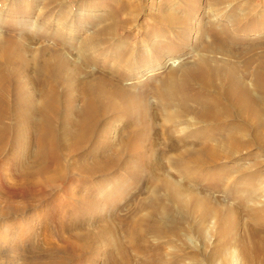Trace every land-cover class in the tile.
Listing matches in <instances>:
<instances>
[{
    "label": "bare ground",
    "instance_id": "1",
    "mask_svg": "<svg viewBox=\"0 0 264 264\" xmlns=\"http://www.w3.org/2000/svg\"><path fill=\"white\" fill-rule=\"evenodd\" d=\"M38 1L39 0H30L29 5H20V8H22V10L29 9L34 13L38 7ZM80 1L84 2V0ZM191 1L193 0H185L184 2H187L189 6L193 8L195 4L192 5L190 3ZM215 1H213L212 7L210 8L212 10L215 9ZM18 2L21 3L23 0H19ZM76 2L77 0H55L50 6L53 7L52 5L54 4L58 10L60 9L59 11L65 12L68 4L73 5ZM230 2L232 3L231 0ZM111 3L113 2H110V4ZM131 3L132 0H127L122 3V7L128 9ZM116 5L117 4L114 6ZM50 6L49 8H51ZM133 8L134 7L130 9L133 10ZM251 8L254 9L252 6ZM132 10H130V13ZM169 12L168 14L162 12L166 15L165 17L162 16V18L167 19L165 22H163V19V25L153 24L154 22L150 18L149 21L153 22L151 23V28L161 29L162 27L167 31L172 29L180 39L189 35L191 37L190 43L194 41L195 36H199L197 45H192L195 49L194 52H197L199 49L194 60H191V56H188L186 57L187 59L189 58L188 62L180 64V58L175 57L176 54L172 50L173 48H167L169 41L172 42V40L169 39V41H166L162 35L158 36L160 42L156 45L152 44L147 46L152 48L149 55H139L138 50H135L130 55L118 54L115 56L116 50L119 48L118 45L125 42L126 24H123V22L120 23L118 19H113V16L110 15L104 22V26L100 27L101 29L96 28L89 30L87 26L89 22L88 18H77L78 20L73 24L72 28L82 33L79 45L83 58L82 60L80 59L81 65L79 64V66L68 60L70 58L74 59V57L69 58L68 55H72L71 53H67L68 55H66V51H62L65 44L61 38L56 40V43L60 45L62 43L60 48H56L57 46L42 45L38 55L34 56L32 51L33 46L28 36L32 37V40H37L38 35L26 32L27 34L19 35L16 33V36L13 35L14 32L10 34V32L7 33L8 31L6 30L7 32L4 33L5 35L0 36V158L5 153L6 144L7 146L10 145L11 148L17 145H23V149H25L26 146L24 145L28 143L26 141L27 137H30L31 141L34 143L33 149L27 150V154L18 160L19 165H21V172L19 175H16L17 179H21L18 191L19 194L27 195V197L29 196L33 200L40 201L39 197L45 195L49 190L64 188V180L73 179L74 176L68 178L73 174V170V172L79 175L78 177L81 178V180L83 179V181H85V183L82 182L84 185L90 183L94 186L92 189L89 188L90 190L87 189L86 192L82 194V197L78 198L77 204L80 207V205H85L88 200L92 202L89 198L94 197L93 193L97 192L98 201L107 197L106 191L111 181L109 178L113 171L116 169L117 171L119 170V166L128 165L129 167L130 165L132 175L137 172L139 167L145 166L152 175V172L158 164L160 165L158 166L159 169L161 166L165 167L164 162L158 158L155 160L153 159L152 162L148 160L151 163H146L144 162L146 159L144 158L143 160L142 158L143 154H150L153 158L154 155L157 157V155H167L168 153L174 154L173 152H178L176 159L172 162L176 163L179 167V177L186 183L188 186L187 188H190L189 193L186 194L192 195L195 194L193 190L198 188L195 181L192 182L190 180L192 175L193 178H202V176L206 178V176L202 174L203 169L209 167L215 168L224 163L227 164V161L234 160L240 152L243 154V152L251 150L250 148H253V146H257L258 149L264 147V51L255 58H248L246 61H243L242 64L238 61H232L233 58H236L235 56L239 54L238 52L241 53L243 51V53L245 52L246 54L252 53L264 45V36L260 35L252 39L249 44L237 49V45L240 43L238 33L245 31L251 32L259 28L260 17L252 14V17L248 16L246 19L243 17L242 20L234 14L232 16L233 18L229 19L232 24H234L231 28L228 23L225 24L224 22L205 28L207 30L206 35L208 39L205 38L207 40L204 43L201 38L203 26L201 25L202 27H200L198 23L200 20L194 22V20L188 16L185 18L182 16L179 17V14L175 11ZM134 14L136 13H133V15ZM60 15L58 20H62V18L65 19L64 16ZM129 16L132 17L130 14ZM52 19L53 16L51 15L48 20L52 21ZM48 20L47 22L50 24ZM132 21L131 23H133ZM59 22L60 21H58V23ZM64 23L65 21L60 24H63V29L65 26H68ZM10 30L13 31V29ZM129 32L130 31L126 30V33ZM44 33V42L54 40L52 33L48 31ZM193 34L195 35L193 36ZM196 39L197 38H195V40ZM209 39H212L211 44L207 43ZM177 40L173 42L176 43ZM232 44L234 45L233 47ZM188 54H190V52ZM94 55L109 57L111 61L107 63V61L104 60L102 64H99L101 61L96 60L97 57L94 58ZM124 63L135 66V68H138L139 73L140 71L142 73L144 69L150 70L149 73L155 72V74L153 73L154 75L165 71L167 73L159 77L160 79H157L155 82L156 84H153L150 90L138 92L137 86L128 87L127 85L133 84L135 79L145 78L149 73L144 75H132V73H126V71L122 73L121 71L124 69L122 67ZM73 76L78 78L81 76L82 78L79 85L77 83V89L72 85L71 77L73 79ZM141 82L143 83H140L138 86L142 87L140 89H144L149 80L146 78ZM76 93L78 96H76ZM120 113H122L123 116L118 117ZM119 120H123L124 124L128 121V123L131 122L136 126L135 129L132 128V131H128L129 133L124 134L125 136H117V140L114 141H116L118 146H115V143L111 140L110 133L117 129L116 127ZM121 131L122 129L119 130L120 133ZM24 141L26 142L24 143ZM99 142H102L104 146V150L101 151L102 155H99L94 147V145L97 144L100 148L101 144ZM221 149H223V151L225 150L224 153L227 154L226 157L224 156L225 154L222 156ZM74 157H79L80 162H76L79 164L74 165ZM143 157H145V155ZM6 163L7 162L3 161L0 163L1 174L5 171L4 168L11 167L12 165L11 162L9 164ZM189 172L194 173H190L192 175L189 177ZM235 173H237L239 177L248 176L251 180H256L258 177V174L251 173L246 166L238 169ZM220 175V173L216 172L209 176L216 178L220 177ZM77 178H75V180ZM100 178H103L104 181L99 180ZM169 178L164 180L165 182L163 181L164 183L162 184L168 194L165 195H167L172 203L181 205L182 198L179 193L180 188L178 187V183L171 181ZM171 178L174 177L171 176ZM151 179L152 176L150 177V180ZM206 179H208V177ZM184 182H182V184H184ZM242 185L244 186V191L250 189V184L248 182ZM233 187L232 185L231 191ZM199 189L201 188L199 187ZM181 190L183 191L182 188ZM191 190L193 191L192 194ZM156 191L158 192V190ZM68 193L66 191V194ZM199 193L198 196H200V198H197L198 196L195 198L202 200L203 197ZM74 196L75 195L72 197ZM188 196L186 195V197ZM116 197H118V195ZM116 197L114 198L116 199ZM191 197L194 201V195ZM208 197L210 196L208 195ZM58 198L60 199V197L55 196L54 200L50 201H56ZM119 198H124V195H120ZM119 198L117 199L119 200ZM159 199L156 197L150 199L153 200L154 203L153 207H151L153 208L152 212L154 215L160 213L158 209L160 204V201H158ZM185 199L187 200L188 198ZM196 199L195 201H197ZM208 200L206 199V201ZM109 201L112 202L111 200ZM206 201L204 202L202 200L201 203H206ZM191 202L189 204H191ZM209 203H211V201H208V204ZM196 204L193 206H197ZM63 205H65V203ZM213 207L214 205L212 208ZM87 208L89 207L87 206ZM90 208H92V206ZM149 208L150 207H148V209ZM198 209L199 207L196 208L197 211ZM202 209L204 210L206 208L203 207ZM211 209L209 208L208 210ZM217 209L218 208L215 210ZM11 210L12 209L9 211ZM96 210H98V208ZM23 211H19L18 214L24 213ZM179 211L181 212V217L176 216L174 219H167V223L166 220H162L159 217L160 220L166 223L167 229L175 233L178 232L177 229L181 227L180 220H184L186 217L190 219V215L183 207H181ZM212 212L213 214L216 213L214 211ZM6 213V215L10 214L8 211H6ZM14 213L16 212L14 211ZM170 215L168 217H170ZM2 216H4V213L0 214V220L8 217L4 216L2 218ZM215 216H217V214H215ZM145 217L146 216H144V218ZM252 217L264 224V216L260 214V212H252ZM203 219H205V217ZM125 220L126 222L129 221L128 219ZM124 222L125 221H122L118 228L125 234L124 238H126V234H132L131 236L136 243L138 240H141L144 244V242H146V234L141 230L144 227L140 228V226L142 222H145V219H143V221H132L131 224L128 225L130 227H127V224ZM157 222L158 220L155 224H157ZM145 224L147 225V223ZM115 228L116 227H114V230ZM201 228L202 227H200V229ZM149 231H158L159 233L161 229L157 224L156 227L155 225L151 226ZM113 232V229H110L108 223L101 228L97 235L94 232H88V235L83 236L86 244L78 246V250L83 252L86 251L87 245H89L88 243L93 244L96 241L104 240L102 238H108L109 236L107 237V235H112L114 234ZM82 234L85 233L82 232ZM251 235L256 237V232H251ZM118 238L114 234L112 239H108L110 249L112 248V250L119 251V257L115 258L110 255L111 258L108 257L107 264L129 263L128 261L131 257L128 259L126 256L128 249L126 250V245H124L123 241H117ZM132 243L134 242L132 241ZM139 243L140 241L137 245ZM251 245L254 247L246 248L244 251L247 263L264 264V253L261 250V242L254 241ZM111 253L115 254V252Z\"/></svg>",
    "mask_w": 264,
    "mask_h": 264
},
{
    "label": "rangeland",
    "instance_id": "2",
    "mask_svg": "<svg viewBox=\"0 0 264 264\" xmlns=\"http://www.w3.org/2000/svg\"><path fill=\"white\" fill-rule=\"evenodd\" d=\"M18 1L19 0H0V36L5 35L4 33L7 31V33L10 32V34H13L14 32L13 35H16V33L17 35L27 34L28 32L38 35L37 40H32V37L28 36L31 45L33 46L32 51L34 56L38 55L40 49L42 48V45L52 47L57 46L56 48H60L62 46V43L60 45L59 43H56V40L61 38L65 44L62 51H66V55H68L67 53H71L72 55L68 56L69 58L74 57V59L70 58L68 60L73 64H78L77 66H79L83 58V54L81 53V48L79 45V40L82 37V33L72 28L73 24H75L76 20H78L77 18H88L89 22L87 23V26L89 27V30L104 26V22L109 17V15L113 16V19H118L120 23L123 22V24H126V30L130 32L126 33L125 30V42L121 45H118L119 48H117L115 56H117L118 54L130 55L135 50H138L139 55H149L152 48L147 46L152 44L156 45L158 42H160L158 36L162 35L166 41H169V39L172 40V42L169 41L167 48H173L172 50L176 54L175 57L180 58V64L187 63L189 58L187 59L186 57L188 56H191V60H194L196 58L199 49L197 52H194L195 49L192 47V45H197L199 36H195V38L197 39L195 40L194 38V41L190 43L189 41L191 37L189 35L183 37L185 39H180L177 36L176 32L172 29L167 31L162 27L161 29L151 28V23L153 22V24L163 25V22H165L167 19L162 18V16L165 17V14H168L169 11H175L179 14V17L182 16L185 18L188 16L193 19L194 22H198V20H200V22H198L199 26L204 27H202L203 32L201 33V38L203 39L202 41L204 43L208 39L206 35L207 30L205 28L211 25L219 24L220 22H224L225 24L228 23L231 28L234 24H232L229 19L233 18L232 16L234 14L242 20L243 17L246 19L252 14L260 17L261 19L259 21V28H257L256 30H252L251 32L245 31L238 33L240 43L237 45V49L249 44V42H251L252 39H255L257 36H264V0H231L232 3L230 2V0H213L215 1L214 3H216V6H214V10L210 9L213 4L212 0H195L196 2L193 0L190 2L192 5L195 4L193 8L192 6H189L187 2L185 3V0H132V3L129 7H134L133 10L130 8L127 9L122 7V3L127 0H84V2L77 0V2L73 4L74 6L68 4L69 8L67 6L65 12L59 11L60 9L58 10L56 8V5L54 4L52 5L53 7L50 6L51 3L55 0H39L37 3L38 7L34 11V13L29 9L22 10V8H20V5H29L30 0H23V2H21L22 4ZM110 2L113 3L110 4ZM113 4L117 5L114 6ZM49 6L51 8H49ZM251 6L254 9H252ZM130 10H132L131 13ZM60 12L61 15L65 17V19L62 18V20H58L60 18ZM162 12H164L165 14H163ZM133 13L136 14L133 15ZM129 14L133 18L130 17ZM47 15L49 17L51 15L53 16L52 21L48 20L49 17ZM150 18L151 20H153V22L149 21ZM47 20L50 22V24L47 22ZM57 20L60 22L58 23ZM63 20L68 25L65 26L64 29L62 28L63 24L60 25L62 22H64ZM131 21L133 23H131ZM10 29H13V31H11ZM47 31L52 33L54 40L44 42V32ZM194 35L195 34H193V36ZM175 40H177L176 43L173 42ZM211 41L212 39H209L207 43L211 44ZM233 46L234 45L232 44V47ZM263 51L264 45H262L260 49L255 50L252 53L246 54L245 52L243 53V51L241 53L238 52L239 54H237V56H235L236 58H233L232 61H238L242 64L243 61H246L250 57L255 58ZM189 52L190 54H188ZM94 56V58L97 57L96 60L101 61L99 62V64H102V61L104 60H106L107 63L111 61V59L106 56ZM122 67L124 68H122V73L126 71V73H132V75H144L150 72V70L144 69L142 73L141 71L139 73L138 68H135V66H131L129 63H124ZM153 73L155 74V72H152L147 74L145 78L135 79V82H132L133 84L127 86L131 87L135 85L137 86L138 92H146L147 90H150L153 84H156L155 82L159 77H162V75H166L167 72H160L156 75H154ZM75 77L76 76H73V79L71 77V81L73 83L72 85L75 87V89H77V83L79 85V82H81L82 78L81 76H79V78ZM146 78H148L149 80V82L146 84L147 86L144 89H140L142 87L138 85H140V83H143L141 81ZM76 96H78L77 93ZM120 116H123V114L120 113L118 117ZM122 122L123 120H119L116 127L118 130L116 129L112 131V133H110L111 136L109 134L111 140L115 143V146H118L116 141H114L117 140V136H125L124 134L129 133L128 131H132V128L135 129L136 126L131 122L128 123V121H126L125 124L124 122ZM121 129L122 131L120 133L119 130ZM26 141L28 143H25ZM26 141H24V143L26 144L24 145L26 146L25 149H23V145H17L16 147L14 146L11 148L10 145L7 146L6 144L5 153L0 158V160L2 159L1 162H7L6 164H9L10 162L12 163L11 167L4 168L5 171L3 172V174L0 173V214L4 213V216H8L6 218H3L4 216H2L3 219L1 218L2 220H0V264H107V259L111 257H119V251L112 250V248L110 249V245L108 244V239H112V237H114V234L117 238L120 237L117 239V241H123L124 245H126V250L128 249V251L126 252V256L128 259L131 257L128 261V264H248L245 258L246 255L244 251L246 248H253L254 246L251 245V243L253 244L254 241L261 242V250L264 253V224L252 217V212L254 211L260 212V214L264 216V147L258 149L257 146H253V148H250L251 150L243 152V154L242 152H240L234 160L227 161V164L224 163L215 168L209 167L203 169L202 174H204L206 178L208 177V179H206L204 176H202L203 180L202 178H196L195 176V178H193V175L190 173L194 172H189V177L190 175H192L191 177L193 178L192 179L190 177V180L192 182L195 181L196 185L198 186V191L197 189H195L196 192H200L199 194L203 197V199H201L205 202L206 199L208 200L209 198L208 201H211V203L209 204L208 201H206V203L203 202L205 206L203 205V203H201L202 200L195 198L198 196V193H196L195 190H193L195 194H192V190L191 194L194 195L193 199L195 198L198 203L197 201H195V199L194 201L192 200V195L186 194L189 193L190 188H187L188 186L186 185V183L182 180L181 177H179V167L176 165V163L172 162L174 161V159H176L178 152H173L174 154L168 153L167 155H157V157L154 155L153 158L150 154V156L148 154L142 155L143 160L144 158L146 159L144 160V162L146 163H151L153 159L155 160L158 158H160L164 162L165 167L161 166L160 169L158 167L160 166L159 164L157 165V167L155 165L156 168L153 171L154 173L152 172V175L149 169L145 166L139 167L137 172L133 175L131 174L132 172L130 165L129 167L128 165L121 167L119 166V170L117 171L116 169L115 171H113V175L111 174L109 178L111 181L109 184V188L106 191L107 197L104 199L102 198L101 201H98V197L96 195L97 192L93 193L94 197L89 198L90 200H92V202L88 200L85 205H80V208L77 204L78 198L82 197V194L85 193L87 189L90 190L89 188L92 189L94 188V186L90 183H86L84 185L82 182L85 183V181H83V179L81 180V178L78 177L79 175L73 172V170V174H71L68 178L73 176L75 178H78L76 180L74 177L72 180H64L65 182L63 181V186L66 190L63 187L56 190H49L45 195L39 197L40 201L33 200L31 197H27V195L25 196L19 194L18 191L20 188L19 186L21 184V179H17L16 175H19V173L21 172V165H19L18 160L20 158H23L27 154V150H32L34 147V143L31 141L30 137H27ZM99 143L101 144H99L100 148L99 146H97V144H95L94 147L96 151H98V154L102 155L101 151L104 150V146L102 142ZM97 148L100 150V152ZM221 150V154L223 156L225 154V150ZM144 155L145 157H143ZM224 156L226 157L227 154H225ZM148 160H151V162H149ZM78 161L80 162L79 157H74V165L79 164L76 163ZM243 166L248 167V170L251 173L258 174L256 180H251L248 176L239 177V175L235 173V171L242 168ZM124 167L126 170L124 169ZM216 172L221 174L220 177L215 178L213 176H209L210 174L212 175ZM151 176L152 179L150 180ZM171 176L175 179L171 178ZM157 177H159L160 179ZM161 177L163 180L161 179ZM168 178L171 181H175L176 183H178V187L180 188L179 193L181 194L182 198L181 205L179 204L180 206L176 203H172L169 200V198L167 197L168 194L166 192V189L164 186H162V184L165 182L164 180H167ZM99 180L102 181L103 178H100ZM199 180L201 181V183ZM182 182H184V184H182ZM247 182L250 184V189L244 191V186L242 184H246ZM232 185L234 187L231 191L230 189ZM199 187L201 189H199ZM181 188L183 189V191L181 190ZM186 188L188 191L186 190ZM260 189L262 193L260 192ZM156 190H158V192ZM66 191L67 193L69 191L70 194H66ZM72 194L75 196L72 197ZM117 195L118 197H116ZM120 195H124V198H119ZM186 195L189 196L186 197ZM208 195L210 197H208ZM55 196H58L60 197V199L65 201L63 202L59 198L56 201H50L54 200ZM114 197H116V199ZM153 197L158 198V201H160L158 208L160 212L158 215L160 216H158L157 214L154 215L152 212L153 208L151 207H153L154 203L153 200L150 199H152ZM183 197L184 199H188H185V201ZM117 198H119V200ZM197 198H200V196H198ZM109 200H111L113 203ZM58 201L62 205H60ZM191 201L194 204L197 203V206H193L194 204ZM190 202L191 204H189ZM64 203L66 206L63 205ZM66 203L69 204L67 205ZM200 204H202L203 206ZM213 205L214 207L212 208ZM87 206L89 208H87ZM91 206L92 208H90ZM148 207L150 208L148 209ZM181 207H183V209L190 215L191 220L189 219V217H186L184 220H180L181 227L177 229L178 232H176V234L174 231L167 229L166 223L167 219L171 220L176 218V216L181 217V212L179 211ZM197 207H199L198 211L196 210ZM203 207L207 210L204 209V211L202 209ZM215 207L220 210H215ZM97 208L98 210H96ZM209 208L212 209L208 210ZM10 209L12 210L9 211ZM5 210L10 214L6 215L7 213ZM14 211L16 213H14ZM19 211H23L24 213L18 214ZM212 211L216 213L213 214ZM88 212L89 214L90 212L91 214H94L89 215ZM169 213L172 215H170ZM205 213H208L209 215ZM215 214H217V216H215ZM169 215L170 217H168ZM144 216L146 217L144 218ZM203 216L205 217V219H203ZM159 217L162 220H166V223L160 220ZM125 219H128L130 222H126ZM143 219H145V222H142L140 228L144 227L141 230H143L146 234V242H144L145 245L143 244V242H141V240L137 241V243L140 241V243L137 245L136 241L131 236L132 234H126V238H124L125 234H123V232L118 229L122 221H125L124 223L127 224V227H130L128 225H130L132 221H143ZM157 220V224L160 227L162 233H158V231H149V228L151 226L155 225L156 227L157 224H155V222ZM107 223L110 225V229H113L114 231V234H112L113 236L107 235V237H109L102 238L104 240L96 241L93 244L88 243L89 245H87L88 247L84 252L78 250V246L86 244V241L83 237L84 235H88V232H94L97 235L100 232L101 228L104 227V225ZM145 223L149 225L147 226ZM114 227H116L115 230ZM200 227L202 228L200 229ZM77 231L81 232L79 233ZM82 232L85 234H82ZM251 232H256V237H253L251 235ZM129 241L131 243L132 241L134 242L132 243L133 246ZM111 252H115V254H112Z\"/></svg>",
    "mask_w": 264,
    "mask_h": 264
}]
</instances>
